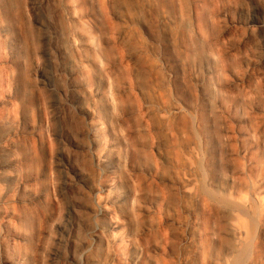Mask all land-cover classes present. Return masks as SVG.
Here are the masks:
<instances>
[{"label": "bare ground", "instance_id": "6f19581e", "mask_svg": "<svg viewBox=\"0 0 264 264\" xmlns=\"http://www.w3.org/2000/svg\"><path fill=\"white\" fill-rule=\"evenodd\" d=\"M81 1L60 2L69 29L68 47L63 49L66 64L57 74L65 76L79 96L76 111L87 117L85 136L90 141L84 149L99 177L91 186L97 205L91 241L79 257L67 261L97 264L92 253L106 241L115 249L110 264H264L263 127L252 125L251 110L244 108L237 115L239 101L234 100L244 102L252 92L249 76L237 75L232 83L243 86L240 98L231 83L219 82L225 71L217 67L223 61L214 53L213 39L206 37L201 3L191 8L186 29L178 15L180 0H92L89 11L83 10ZM21 4L0 0V264H47L45 259L41 263L33 259L34 236L28 228L41 203L56 208L50 226L57 222L60 211L51 197L57 191L56 179L48 167L46 188L36 193V182L24 176L32 159L29 152L20 153L25 114L16 88L10 91L19 78L22 39L27 35V28L21 29V14L17 15ZM99 22L103 36L97 32L103 31L97 28ZM200 41L207 43L203 44L209 53L205 50L203 69H191L190 82L198 83L194 90L189 87L193 99L188 100L184 86L189 75H183L190 56L186 50L200 47ZM168 49L177 54L176 67L168 60ZM34 61L38 76L40 60ZM64 95L69 99L68 92ZM45 106L42 101L41 111ZM44 123L28 132L42 143ZM90 179L78 173L80 186L88 187ZM142 218L147 225L140 223V231L136 226V233L129 232V222L136 224ZM115 225L128 230L126 244L132 256H124L121 243L115 241ZM38 236L45 251L53 234L46 229ZM143 237L151 240L152 253L143 245Z\"/></svg>", "mask_w": 264, "mask_h": 264}, {"label": "rangeland", "instance_id": "374dc122", "mask_svg": "<svg viewBox=\"0 0 264 264\" xmlns=\"http://www.w3.org/2000/svg\"><path fill=\"white\" fill-rule=\"evenodd\" d=\"M17 1L24 4H21V6L19 5L20 8L19 6L17 7L20 11V13L17 12V15L21 14V18L19 19L24 23L21 24V26L23 25L21 29L24 30L27 28L28 30L32 27L31 29L33 30L32 32L31 30L24 31L27 33L25 36V39L27 38V44H24V38L22 39V43L25 46H23L24 49H27L25 52L23 49V55L27 57L24 58V56H22L23 59L20 64H18V75L20 79L17 77V81L14 86L10 87V91L15 88L17 89H15L17 92V100L19 106H21L25 114V132L22 135V137H24V139L22 138L24 140V145H22L23 143L21 141L20 144L22 146H20V148H22L20 153L23 155L29 154L31 155L30 158H32L30 159L31 161H29V163H26L27 166L25 167L28 170L24 167L26 169L24 176L33 180V182H36L35 191L36 193H40L43 192L42 190H45L47 184L46 180L44 179V174L46 173L48 167L53 168L57 191L51 195V197L56 199L60 211L57 222L51 227V217L56 208L50 207L48 205L46 206L44 203H41V205L38 203L40 206L37 204L38 206L35 208V218L33 217V220L31 219V221H33L32 223L29 221V224L32 226L29 225L28 229L30 230L31 235L34 236L32 243L30 244V253L33 254V259L35 257L37 260L36 262H40L45 259L47 264H72L67 260L74 256H80L84 246L87 244V242L91 241L90 231L96 225L94 213L95 210H97V205L94 200L91 186L94 185V182L95 185L97 184L99 169L96 167L92 158L85 152L84 149L90 143V141L85 136L87 117L76 111L75 105L79 100V96L72 89L71 82L62 74H57V70L62 69L66 64V58L63 55V49L65 50L66 47H68L66 37L68 36L67 34L69 26L66 18H64L65 16L63 11L60 10L62 9L60 3L62 0H43L42 3V0ZM177 1L179 2V0ZM81 2L83 4L84 11L93 9L94 5L92 0H82ZM178 2L177 4H179ZM196 2L201 3L200 9L204 13V17L206 16L205 31H207L206 34H208L206 37L208 38L209 36L208 39H213V50L215 49L214 53L215 55L218 54L216 57L223 61L222 63H218V67L216 64V67H222V70L220 68V70H218L215 67L219 72L223 73L225 71V73H223L225 75L219 78V82L222 84L224 83V85H227L228 83V85H230L231 83L232 87V83L236 79L235 76H241V74L242 76H249L247 79V85L252 90V92H250L251 96L248 95L249 101L246 100L243 102L242 98L239 97V95L243 96V86L236 85L232 87V90L236 92L237 97L240 98L234 100L235 102L239 101L237 102V104L239 103V106L237 105V115H242L244 113V108L245 110H251L253 117L252 120L255 122L254 123L252 121V125L258 124L257 127L261 128V130L263 127L264 130V0H180V4L182 3V6L177 5L178 15H180L181 17L179 16V18L183 20V22L180 24L186 29L190 27V11ZM203 4L205 7H203ZM17 8L16 10L18 11ZM181 8L182 11L185 9L183 11L184 13L179 10ZM188 14L190 17H188ZM183 15L186 17H183ZM19 19H17V21H20ZM233 21L238 23L236 27L231 26V22ZM63 22L65 25L62 24ZM100 23L101 22L98 23L97 28L98 30L103 31L102 33L101 31L97 32H100L99 34L102 35L105 33V30L102 29V23V26L99 25ZM62 27L65 28V30ZM29 33L33 36L31 37ZM22 34L24 37L25 34L23 32ZM62 37L66 39H63ZM39 40H41V42H39ZM198 43L197 45L200 47L197 45L195 47L198 48L188 46L186 50L189 52L188 55L190 54V58L188 57V61H186L188 64H185L186 69L183 71V75L186 74V77L189 75L186 78V81L189 78V82L187 81L188 86L187 84L184 86V90L187 89V91L190 88L196 89L197 87V81L192 80L193 82H190V76L193 74L192 71L194 69H203L206 65L205 59L207 55L205 54V50H209V48L204 46L205 44L207 45L205 42L200 41ZM52 47L53 49H51ZM200 49L201 51H199ZM207 50L206 53H209ZM166 53L167 57L169 58L168 60L172 64V67H176V65L174 66V60H176L175 56L177 55L175 54L176 52L172 51V49H168ZM197 53L199 55H197ZM74 55L77 56L76 53H74ZM35 57L40 60V73L38 76H35L34 73L36 70V63L34 61L36 59ZM196 57L198 58L196 59ZM219 59L218 61H220ZM195 66H197V68ZM182 78H184V76ZM200 80L203 81V78H200ZM65 91L69 93L70 100L66 99L64 95ZM190 92L188 91L186 93L188 100L193 99V97L190 95ZM87 99V103L92 102L91 98L88 97ZM42 101L46 105L44 111H41ZM253 107L255 113L253 112ZM43 121H45V123L42 134V136H44V142L42 143L40 139L32 138L31 134H28V132L35 125H41V122ZM130 123L134 126L132 121H130L129 124ZM263 130L262 133L264 137ZM74 170H77V172ZM81 172L88 174L91 178L88 187H82L77 182L78 173L80 175ZM91 181H93V183ZM13 187H16L15 184ZM144 196L146 197H144L143 200H146L147 194H144ZM145 200L143 201L144 204L147 202V200L146 202ZM92 209L95 210L92 211ZM164 214H162V216ZM166 214L167 216H164L169 218V213L166 212ZM159 217L157 218L158 220ZM163 218L164 217H161L160 219ZM167 218H164L163 220L165 221ZM143 219L144 218H142V220L136 224L139 226L142 224L143 226H146L148 221L146 222V220ZM158 220L156 221L158 222ZM163 220H159V222H164ZM132 221L133 223L135 222L134 220ZM129 223V225H131V227L127 226V229L130 228L129 232L131 231L136 233L143 227H139L135 223ZM136 226L139 228V230H136L138 229ZM46 229L51 230L53 237L50 240L48 239L46 250L44 251V249L42 250L41 246V236L39 238L38 235H41L43 230ZM125 230L126 228L124 225H115L113 228V233L116 237L115 241H117V243H121L123 247V255L126 254L124 256L129 257L132 256L131 254H133V251L131 247L126 244L129 232H127L128 230ZM40 232L41 234H39ZM147 238L144 239L143 237L142 243H144L143 245L146 249H150H147L148 252L150 251L152 253L150 244L151 240ZM148 243L150 244V247ZM102 244H99L96 249H94L92 253L93 258L97 264H110L115 251L114 246L107 245V243H104L103 245Z\"/></svg>", "mask_w": 264, "mask_h": 264}]
</instances>
